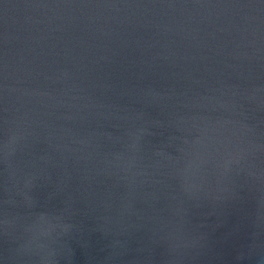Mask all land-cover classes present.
Segmentation results:
<instances>
[{"label":"water","instance_id":"95a60500","mask_svg":"<svg viewBox=\"0 0 264 264\" xmlns=\"http://www.w3.org/2000/svg\"><path fill=\"white\" fill-rule=\"evenodd\" d=\"M0 264H264V0H0Z\"/></svg>","mask_w":264,"mask_h":264}]
</instances>
